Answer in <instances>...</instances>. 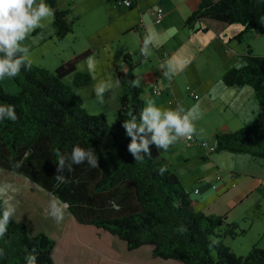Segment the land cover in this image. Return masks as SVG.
Returning a JSON list of instances; mask_svg holds the SVG:
<instances>
[{
  "label": "trees",
  "instance_id": "trees-1",
  "mask_svg": "<svg viewBox=\"0 0 264 264\" xmlns=\"http://www.w3.org/2000/svg\"><path fill=\"white\" fill-rule=\"evenodd\" d=\"M46 3L55 12V39L62 40L72 33L73 23L56 0ZM199 20L239 25V40L243 34L263 35L264 0H200L185 25ZM136 56L124 55V70L116 73L122 94L112 123L104 115L88 114L74 93L91 82L90 76L76 71L88 53L61 63L52 72L31 64L30 69L22 68L16 77H9L17 91L7 93L0 85V104L14 105L18 119L0 121V169L27 177L45 193L57 195L69 204L68 212L77 224L109 234L129 252L148 246L152 259L180 264H264V249L252 247L242 257L224 244L243 232L223 216L195 211L169 162L154 145L150 146L151 158L140 163L128 152L130 138L122 122L129 119V112L139 116L144 107L131 84L132 73L140 65ZM240 59L241 67L226 72L222 83L225 87H249L261 114L234 133L215 134L214 153L264 161V57L247 50ZM74 145L93 148L99 167L92 168L87 162L73 165L71 172L64 173L66 182L58 184L56 153L70 154ZM20 160L22 166L13 169L12 162ZM161 166L166 168L163 175ZM109 201H115L120 210H114ZM33 247L37 264H53L55 243L44 234L28 235L23 223L12 218L5 237L0 238V248L5 250L0 264H25L24 256ZM135 263L154 264L138 259Z\"/></svg>",
  "mask_w": 264,
  "mask_h": 264
},
{
  "label": "crops",
  "instance_id": "crops-1",
  "mask_svg": "<svg viewBox=\"0 0 264 264\" xmlns=\"http://www.w3.org/2000/svg\"><path fill=\"white\" fill-rule=\"evenodd\" d=\"M56 1L60 10L68 12L67 19L73 23L72 33L62 40H56L52 27L53 18H51L50 22H45V27L31 33L23 44L28 39H38L41 36L30 45L31 52L33 48L45 43L42 35L45 33L48 36L47 40H56L69 49V56L61 59L58 64L68 62L84 53H88V57L94 54L97 61L96 79H93L89 72L86 57L77 64L76 71L90 76L91 82L86 87L74 89V93L81 100L88 114L104 115L108 120L114 117L118 109L122 94L121 86H114L106 93L103 103L95 95L94 87L98 81L108 78H111L115 84L117 71L124 70L122 57L125 53L119 55L114 49L118 32L140 33V45L134 55H138L136 59L140 64L143 61L147 62V74L143 78L141 87L135 88L144 106L147 99H154L156 105L162 108H174L173 106L178 103L182 105L181 94L176 89V82L181 81L182 86L185 85L188 97L187 88L198 96L197 100L191 98L193 101L201 98L198 105L205 116L200 118L203 122L193 135V137L198 135L195 138L199 142L194 138V143L185 146L180 139L167 151L157 149L160 156L169 162L174 171L178 170L177 174L182 186L183 183L187 188L192 186L190 190L184 186L182 188L188 194L195 211L205 216L225 217L227 223L235 224L238 230L243 232L241 234L243 237L248 235L254 225H258L257 241L251 242L250 248L258 246L259 249H263L264 242L261 238L264 236V226L260 228V225L264 223V208L257 210L260 206H254L253 202L248 201L255 193L258 201L264 199V188L258 189L259 181H254L256 177H252V173L245 169H239L237 165L231 168L232 171L225 174V177L219 176L218 160L211 157L214 152L209 154L199 147L201 141L215 148V134L234 133L249 125L261 114L253 91L249 87H225L222 83L223 75L236 65H241L240 57L246 52L239 48L242 41L238 37L242 34V27L230 28L231 25L210 20H199L186 26L185 21L196 10L200 0H133L129 9L122 7V0ZM112 2H117V5L112 6ZM157 7L164 11L160 24H155L152 13ZM116 8L129 11L132 19L130 27L122 29L112 24L113 10ZM141 48L145 50L146 59H141L139 56ZM103 51L105 55L101 56ZM164 54L167 57H164ZM169 63L177 69L174 74L167 68ZM166 72L169 74L165 75ZM151 83L156 84L161 91L159 96L152 95ZM15 92L16 88L11 93ZM234 157L231 161H234ZM197 159L202 160L201 167L210 168L212 171L210 175L201 176L199 175L202 173L201 170L194 172L195 169L187 168L188 162ZM259 166L261 170L264 169V164ZM210 178L213 179L208 182ZM196 183H201V186L195 187ZM194 191L198 194L194 195ZM246 223L249 227L241 229V224L246 226Z\"/></svg>",
  "mask_w": 264,
  "mask_h": 264
},
{
  "label": "rangeland",
  "instance_id": "rangeland-1",
  "mask_svg": "<svg viewBox=\"0 0 264 264\" xmlns=\"http://www.w3.org/2000/svg\"><path fill=\"white\" fill-rule=\"evenodd\" d=\"M111 5L115 6L117 5V2H112ZM113 11V25L120 26L122 29H124L125 27H130L132 19L129 11L122 8H116V10ZM239 27L240 26L237 25H231L230 28ZM42 35L45 43L31 50V64L37 67L40 66V68L45 67L47 68L46 70L52 72L60 65L58 63L61 59H66L69 56V49L65 48V45H60L56 40H47L48 36L45 33H42ZM40 37H38V39H28V41L24 42V45L30 48V45L39 40ZM140 39V33L138 32L134 33L133 31H130L123 34L122 32H118V38L115 42L114 49L119 55L125 53L130 54L132 58H135L134 53H136V51L138 50ZM240 39V41H242L239 46L240 49H243V51L248 50L255 56L264 57V34H243ZM104 53V51L101 52V56H104ZM146 74L147 62L143 61L134 69L133 75L135 79L140 80L141 85ZM70 80L71 78L68 77L66 80L67 83L70 84ZM0 85L7 93L12 94L11 92L14 90V88H16L17 91L16 85L9 77H5L3 80H0ZM176 89L179 90L182 99V106H184L186 109L200 103L201 98L198 101H193L187 96L185 85L183 84L182 86L181 81L176 82ZM173 107L175 108L176 106L174 105ZM201 112L202 116L200 118L205 117L204 111L201 110ZM200 118L194 121L196 129H200V124L203 122L200 121ZM112 119H114V117L108 118L109 121H107L109 123H112ZM195 137H198V135H195ZM233 156H235V159L234 161H231ZM211 157L217 158L218 160L219 171L217 172V174L219 176L221 175L222 177V175H224L223 177H225V174H228L229 171H232L231 168L237 165L239 169H245L246 171L252 173V177H256L254 181H259L258 189L261 190L262 188H264V186L261 185V182L264 180V169L261 170L259 166L261 164H264V162L254 160L249 156L233 155L226 152L214 153ZM201 165L202 160L200 161L198 159L196 161L191 160L186 164L187 168L192 170L195 169L194 172L201 170L202 173L199 174L201 176L205 174L210 175L212 173L210 168L207 167V169H204V167H201ZM171 171L180 182V177L177 174L178 170L174 171L171 168ZM260 177L263 178L261 179ZM0 179L13 180L15 183L20 185H25L29 182V180H25V178L23 177L17 176L14 173L4 170L2 171V173H0ZM212 179L210 178L208 182L212 181ZM219 185L220 184H217V186ZM199 186H201V183L195 184V187ZM191 187L192 186L187 188L186 186H184V188L189 190L191 189ZM184 188L183 190H185ZM256 196L257 193H255L254 197L248 202H253L254 206H260L257 208V210H261L264 208V199L258 201L256 199ZM17 199L20 201V203L17 208L16 215L13 218L15 219V221L23 223L28 235L34 236L38 234H44L55 243V247L53 249L55 257L53 258L52 256L53 264H62L63 261L66 264H136V259L145 261L149 260L154 264H180L174 261L152 259L150 255L151 248L148 246H144L137 250L129 252L127 251L123 242L117 240L116 238L101 230L77 224L71 215H66L64 221L61 224L57 225L47 215L50 200L49 194L45 193L42 190H38L35 187L23 188ZM244 212L249 214L246 210H244ZM263 226L264 223H261L260 228H262ZM242 227L248 228L249 224L246 223V226L241 224V229ZM258 228V225H254L253 229L248 233L246 237H243L241 235V237L236 240L226 239L224 244L226 243L225 245L229 247L235 255L244 257L252 248H250V243H254L255 241H257L256 236L258 233ZM261 239H263L264 242V236ZM255 247L259 248L258 246Z\"/></svg>",
  "mask_w": 264,
  "mask_h": 264
},
{
  "label": "clouds",
  "instance_id": "clouds-1",
  "mask_svg": "<svg viewBox=\"0 0 264 264\" xmlns=\"http://www.w3.org/2000/svg\"><path fill=\"white\" fill-rule=\"evenodd\" d=\"M55 12L46 0H0V80L5 77H16L22 68H31L30 49L23 44V41L38 28L45 27V21L54 18ZM89 72L93 79H96L95 66L97 61L95 55L87 57ZM237 68L241 65H236ZM170 73L174 74L177 69L174 65L168 64ZM166 72L165 75H168ZM117 80L115 84L111 78L100 80L94 87V92L101 103L104 102L105 94L114 86H119ZM133 87H140V80L131 81ZM129 119L122 122L121 127L125 130L126 137L130 138L127 145L128 152L135 162H143L145 157L151 158V147L167 151L178 140L191 139L196 133L194 121L202 116L199 105H194L186 109L181 104L175 108H162L156 105L154 99H147L145 106L140 111L139 116L128 113ZM8 119L15 122L18 117L15 106L11 104H0V121ZM55 179L57 183L66 182L65 171L71 172L73 165H80L85 162L97 168L98 156L93 148H84L74 145L71 153H56ZM23 161L12 162L13 169H19ZM3 170H0L2 173ZM166 168L161 166V175ZM25 180H28L25 177ZM25 187H35L38 190L41 186L29 181L25 185L15 183L13 180L0 179V238L5 237L8 225L16 215L20 201L18 195ZM46 191V190H44ZM50 200L47 215L57 224H61L68 212L69 204L57 195L49 193ZM112 208L120 210V206L115 201H109ZM5 255V250L0 248V258ZM25 264H37L36 249L24 256Z\"/></svg>",
  "mask_w": 264,
  "mask_h": 264
},
{
  "label": "built area",
  "instance_id": "built-area-1",
  "mask_svg": "<svg viewBox=\"0 0 264 264\" xmlns=\"http://www.w3.org/2000/svg\"><path fill=\"white\" fill-rule=\"evenodd\" d=\"M132 3H133V0H122L121 1L122 7L126 8V9L131 8L132 7ZM152 13H153L154 18H155V20H154L155 24H160L162 19H163V17H164L163 9L160 8V7H157V8H155V10ZM139 56H140L141 59H146V53H145L144 48L140 49ZM163 56L167 57L166 54H164ZM150 90H151L152 95H154V96H159L161 94V91L159 90V88L154 83H151ZM187 91L189 93V97L190 98H192L193 100H197L198 96L195 94V92L191 91L189 88H187ZM182 141H183L185 146H190L192 143L195 142V139H194V137H192L191 139L183 138ZM199 147L202 150H205L209 154L214 152V147L210 146L206 142H200L199 143ZM261 185L264 186V180L261 182ZM193 194L197 195L198 192L194 191Z\"/></svg>",
  "mask_w": 264,
  "mask_h": 264
}]
</instances>
